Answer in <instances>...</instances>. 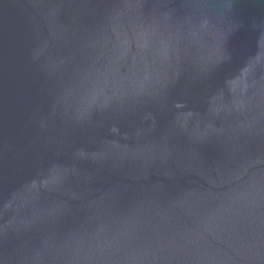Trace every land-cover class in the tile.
I'll return each mask as SVG.
<instances>
[{
    "label": "water",
    "instance_id": "obj_1",
    "mask_svg": "<svg viewBox=\"0 0 264 264\" xmlns=\"http://www.w3.org/2000/svg\"><path fill=\"white\" fill-rule=\"evenodd\" d=\"M0 264H264V0H0Z\"/></svg>",
    "mask_w": 264,
    "mask_h": 264
}]
</instances>
